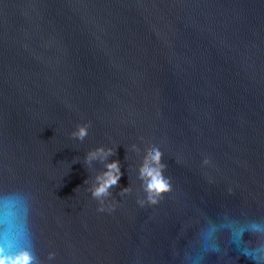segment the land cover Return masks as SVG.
I'll list each match as a JSON object with an SVG mask.
<instances>
[{
    "label": "water",
    "instance_id": "95a60500",
    "mask_svg": "<svg viewBox=\"0 0 264 264\" xmlns=\"http://www.w3.org/2000/svg\"><path fill=\"white\" fill-rule=\"evenodd\" d=\"M0 249L264 264V0H0Z\"/></svg>",
    "mask_w": 264,
    "mask_h": 264
},
{
    "label": "clouds",
    "instance_id": "9594fccd",
    "mask_svg": "<svg viewBox=\"0 0 264 264\" xmlns=\"http://www.w3.org/2000/svg\"><path fill=\"white\" fill-rule=\"evenodd\" d=\"M87 134L86 126H80L78 133H74V135H77L81 140L86 137ZM98 151H103V149H98ZM108 154H112L111 149L108 150ZM94 155L95 153H90V156ZM149 156L151 157V161L155 165H158V167L149 166L146 158L145 165L141 167L140 177L146 183L145 191L148 194V202L155 205L159 202V198H162L164 193L170 191V184L163 175V171L166 168V165L162 163L163 153L159 149H155L154 151L150 150ZM204 162L206 164L210 163L209 160H205ZM106 167L109 171L104 173L105 179H103L102 183L93 191L92 195L94 197L99 198L104 195H109L108 189L119 185L120 178L123 175L119 161H112L110 164L106 165ZM128 191V187L122 188L121 195ZM138 203L143 206V202ZM98 210L101 212L105 211V205H101ZM107 210H115V204H109ZM32 261L33 257L27 250L15 255H5L3 249H0V264H32Z\"/></svg>",
    "mask_w": 264,
    "mask_h": 264
},
{
    "label": "snow or ice",
    "instance_id": "6c2138e0",
    "mask_svg": "<svg viewBox=\"0 0 264 264\" xmlns=\"http://www.w3.org/2000/svg\"><path fill=\"white\" fill-rule=\"evenodd\" d=\"M5 246V250L7 251L8 250V246L7 245H4Z\"/></svg>",
    "mask_w": 264,
    "mask_h": 264
}]
</instances>
